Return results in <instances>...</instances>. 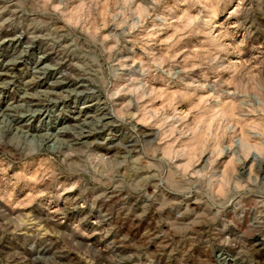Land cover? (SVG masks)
<instances>
[{"label": "rangeland", "instance_id": "1", "mask_svg": "<svg viewBox=\"0 0 264 264\" xmlns=\"http://www.w3.org/2000/svg\"><path fill=\"white\" fill-rule=\"evenodd\" d=\"M0 264H264V0H0Z\"/></svg>", "mask_w": 264, "mask_h": 264}]
</instances>
